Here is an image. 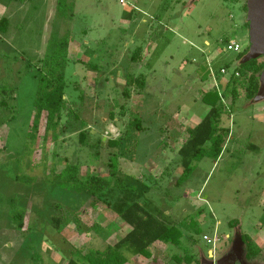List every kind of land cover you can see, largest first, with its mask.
I'll return each mask as SVG.
<instances>
[{
    "label": "rangeland",
    "instance_id": "rangeland-1",
    "mask_svg": "<svg viewBox=\"0 0 264 264\" xmlns=\"http://www.w3.org/2000/svg\"><path fill=\"white\" fill-rule=\"evenodd\" d=\"M247 3L0 0V20H9L8 31L0 32V264H66L78 249L113 245L130 231L121 215L134 203L156 219L165 216L183 233L169 250L154 247L160 258L154 264L194 254L201 264H264L262 255L246 256L242 241L253 230L264 231V86L253 100L241 92L222 119L230 130L222 155L196 161L181 186L176 185L181 157L169 144L178 136L171 121L198 125L210 109L204 94L214 85L224 89L247 60L226 51L231 38L250 52V28L243 26ZM66 42L70 54L59 61L66 82L61 125L46 133L44 113L32 143L41 77L55 68L54 53L64 54ZM138 48L145 58L133 62ZM226 64L230 69L222 75ZM139 77L146 79L143 90L129 84ZM174 112L178 119H172ZM134 118L142 121L141 132L131 126ZM83 131L89 135L82 145ZM119 139V147L110 145ZM115 154L125 185L106 189L95 208L85 195L53 180L68 164L80 166L83 180H110ZM56 205L70 219L61 233L51 224ZM74 210L84 211L78 216L83 222ZM21 213L24 227L18 229L14 219ZM94 223L100 233L90 229ZM209 249L215 259L208 257Z\"/></svg>",
    "mask_w": 264,
    "mask_h": 264
},
{
    "label": "trees",
    "instance_id": "trees-1",
    "mask_svg": "<svg viewBox=\"0 0 264 264\" xmlns=\"http://www.w3.org/2000/svg\"><path fill=\"white\" fill-rule=\"evenodd\" d=\"M17 1L25 2L29 0ZM245 9L247 10V7ZM247 25L250 27L249 22ZM8 27L9 20L2 18L0 20V32L6 33ZM227 42L228 40H226ZM69 47V43L66 42L61 48L64 54H61L60 51L54 53L53 59L57 60V65L52 70L50 69L48 76L41 77V86L35 103L36 113L29 137L32 143L37 139L40 121L44 113H46V133L50 130L56 131L61 125L66 104V82L64 75L65 66L63 65L64 63L60 64L59 61L61 56L68 58L70 54ZM248 52V49L243 50L238 54L237 59L241 60ZM142 54V48H138L132 56V61H140ZM262 59L263 57H260L241 63L235 73L231 75L221 94L216 88H213L202 97V101L210 106V110L201 123L190 132L189 140L179 151L183 173L176 182L178 186L184 184L192 176L195 171L194 163L196 161H202L204 158H212L216 161L222 155L230 135V130L223 126L222 119L225 115L230 114L231 108L240 98L242 91L249 100L257 97L261 86L260 76L264 71V60ZM224 68L229 71L230 64H226ZM131 83H136L143 90L146 86V79L144 77L134 78L129 80L130 86L132 85ZM127 97H129V94ZM131 126L138 132L144 129L142 121L138 118L132 120ZM88 135L87 131L80 133V143L82 145L85 144ZM122 142L119 139L118 141H111L110 145L119 147ZM109 174L112 178L110 180L101 176H90L83 180L80 177V166L68 164L62 172L54 174L53 180L62 187L85 195L90 200V207L95 208L100 205V195L106 189L112 186L123 188L125 185L124 178L120 176L116 154L109 163ZM71 213L76 217H81L84 211L74 210ZM23 215L24 213L18 214L16 215L17 219H14L18 229L24 227ZM121 218L131 228V231L122 240L113 245L102 244L96 248L78 249L66 261V264H128L130 259L127 253L132 256H142L149 259L152 255L151 248L155 243L162 242L179 245L181 242L183 234L177 227H168L161 223L139 203H134L127 208L122 213ZM77 220L83 222L80 218ZM51 224L58 233H61L70 224V219L66 215L65 209H62L59 205L54 207ZM90 229L95 233L102 231L101 226L97 223L92 224ZM243 241L248 248V256L250 258L261 252L247 235L243 236ZM35 258L40 260L38 255H35ZM183 259H188V256L183 257Z\"/></svg>",
    "mask_w": 264,
    "mask_h": 264
},
{
    "label": "crops",
    "instance_id": "crops-1",
    "mask_svg": "<svg viewBox=\"0 0 264 264\" xmlns=\"http://www.w3.org/2000/svg\"><path fill=\"white\" fill-rule=\"evenodd\" d=\"M244 27H247V22L246 23H244V25H243ZM231 38H227L226 40H230ZM205 44L208 46V45H210V42L208 41V40H206L205 41ZM201 53L203 54V52L201 51ZM144 58H145V54L143 53L142 54V57H141V60H140V62H142L143 60H144ZM208 60H210V58L209 57H206V61H208ZM222 68H224V67H222ZM221 68V69H222ZM219 85V84H218ZM218 85H214V87L213 88H216V86L217 87H219ZM220 89V92H222L223 91V89L221 88V87H219ZM210 110V109H209ZM209 112V111H208ZM207 112V113H208ZM173 114V117H172V119H178L179 118V115H178V112H174V113H172ZM171 121V120H170ZM201 123V122H200ZM199 123V124H200ZM171 124H173L174 126H175V128H173V131H175L176 133H177V137H175V140L173 139V141L172 142H170L169 144H172V149H173V146H176L177 147V149H176V152L179 154V151H180V149L184 146V144L189 140V138H190V132L193 130V129H195V127H197L198 125H196V126H194V127H188V128H186L187 126H186V121H181V120H172L171 121ZM182 129H185L188 133V135L187 134H185V132L182 130ZM180 137H185V139H183V141L182 142H180V140H182V139H180ZM181 143H182V145H181ZM228 143V142H227ZM174 150V149H173ZM175 151V150H174ZM195 172V171H194ZM177 182V181H176ZM177 185V184H176ZM166 215L168 214V212H166L165 213ZM163 217H165V216H162V219H157V220H159L161 223H163L164 221H165V225L166 226H168V227H171V226H174V225H172V224H168V220H166V218H163ZM122 220V219H121ZM123 221V220H122ZM124 223V222H123ZM164 224V223H163ZM126 225V224H125ZM128 226V225H127ZM129 227V226H128ZM175 227H177V226H175ZM130 228V227H129ZM180 231H181V227L179 228V227H177ZM130 231H131V228H130ZM129 231V232H130ZM254 231V234L252 235V232ZM252 232H250L249 233V236L255 241V243L259 246V248L261 249V251H262V253H263V255H264V231H263V229L262 230H260V229H258V230H253ZM129 232H127L126 233V235L129 233ZM182 232V231H181ZM183 234V233H182ZM126 235H124L120 240H122ZM229 237V235H227V238ZM119 240V241H120ZM205 240V239H204ZM118 241V242H119ZM218 241V240H217ZM118 242H116V243H118ZM193 242V241H192ZM115 243V244H116ZM215 243V242H214ZM261 243H263V244H261ZM169 245H171V244H165V243H162V242H157V243H155L154 245H153V247L151 248V258H149V259H147V258H144V257H142V256H133V258H131V260L129 261V263L128 264H131V262L134 260V259H143V260H145V261H143L142 263L143 264H152L153 263V261L156 259V258H158V257H156L157 255H154V252H155V249H154V247H159V246H164L165 248H163V249H170L169 248ZM192 246L194 247L195 246V243L193 242V244H192ZM159 254V253H158ZM167 254V253H166ZM214 256H215V252H214V250L213 249H209L208 250V257L209 258H214ZM185 257V256H184ZM181 258V260L179 261V259L178 258H175V255H173L172 257H171V264H173V262H174V264H201V262H200V260L199 259H197V257H196V254H194V255H188V259H183V257H180ZM158 259H160V258H158ZM144 262H146V263H144ZM154 264V263H153ZM167 264H170V262H168ZM214 264V263H213Z\"/></svg>",
    "mask_w": 264,
    "mask_h": 264
},
{
    "label": "water",
    "instance_id": "water-1",
    "mask_svg": "<svg viewBox=\"0 0 264 264\" xmlns=\"http://www.w3.org/2000/svg\"><path fill=\"white\" fill-rule=\"evenodd\" d=\"M247 2V15L250 24V52L247 54V60H251L264 57V0H247ZM260 84L261 91L262 85L264 86V71L260 76Z\"/></svg>",
    "mask_w": 264,
    "mask_h": 264
},
{
    "label": "built area",
    "instance_id": "built-area-1",
    "mask_svg": "<svg viewBox=\"0 0 264 264\" xmlns=\"http://www.w3.org/2000/svg\"><path fill=\"white\" fill-rule=\"evenodd\" d=\"M226 51L227 52H232L235 54H239L243 51V46L240 44V42H238L237 40H233L230 39L227 43H226ZM220 73L222 75H225L227 73L225 68H222L220 70ZM238 75V74H237ZM216 89L218 90V92L221 94L219 87L216 86ZM205 240H209L207 237L204 238Z\"/></svg>",
    "mask_w": 264,
    "mask_h": 264
},
{
    "label": "flooded vegetation",
    "instance_id": "flooded-vegetation-1",
    "mask_svg": "<svg viewBox=\"0 0 264 264\" xmlns=\"http://www.w3.org/2000/svg\"><path fill=\"white\" fill-rule=\"evenodd\" d=\"M238 225L240 224L239 223V221H238V223H237ZM244 236V235H243ZM243 236H242V241H243ZM248 237H250L249 235H247ZM229 238V237H228ZM251 238V237H250ZM251 240L255 243V241L251 238ZM243 244H244V246H245V249H246V251H247V254H246V256L249 258V259H251L249 256H248V248H247V246H246V244H245V242L243 241ZM256 244V243H255ZM257 245V244H256ZM257 247L259 248V246L257 245ZM260 249V248H259ZM261 250V249H260ZM264 256L263 255V253H262V251L260 252V253H258L257 255H255V256ZM255 256H253L252 258H254ZM213 259H215V256H214V258ZM215 264V263H214Z\"/></svg>",
    "mask_w": 264,
    "mask_h": 264
}]
</instances>
